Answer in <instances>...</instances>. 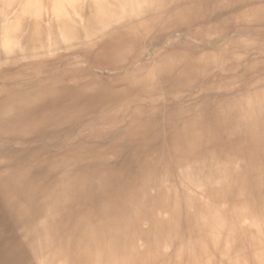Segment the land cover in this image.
<instances>
[{
    "label": "bare ground",
    "instance_id": "obj_1",
    "mask_svg": "<svg viewBox=\"0 0 264 264\" xmlns=\"http://www.w3.org/2000/svg\"><path fill=\"white\" fill-rule=\"evenodd\" d=\"M0 264H264V0H0Z\"/></svg>",
    "mask_w": 264,
    "mask_h": 264
},
{
    "label": "rangeland",
    "instance_id": "obj_2",
    "mask_svg": "<svg viewBox=\"0 0 264 264\" xmlns=\"http://www.w3.org/2000/svg\"><path fill=\"white\" fill-rule=\"evenodd\" d=\"M0 206H1V203H0ZM0 212H2L1 207H0ZM10 223H12V222L8 218L6 220V218H3L0 216V224H3L1 229H3L5 232L10 230V227L13 228V226Z\"/></svg>",
    "mask_w": 264,
    "mask_h": 264
}]
</instances>
